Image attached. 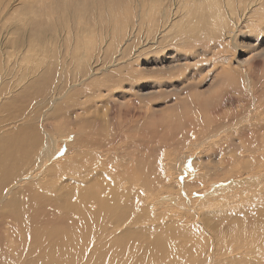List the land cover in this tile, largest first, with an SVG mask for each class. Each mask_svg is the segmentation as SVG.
I'll return each mask as SVG.
<instances>
[{
	"label": "bare ground",
	"instance_id": "obj_1",
	"mask_svg": "<svg viewBox=\"0 0 264 264\" xmlns=\"http://www.w3.org/2000/svg\"><path fill=\"white\" fill-rule=\"evenodd\" d=\"M232 2L183 0L180 4L187 8L177 22L171 0H147L148 11L139 3L136 12L147 13L148 21L135 22L159 38L179 24L186 32L205 30L216 40H230L239 29L240 0ZM111 4L0 0L6 17L0 32V264H264V98L251 85V71L241 73L249 97L238 95L239 113L222 109L223 97L229 105L238 100L227 95L230 89L215 92L217 103L211 106L201 94H191L149 120V107L126 109L120 128L144 130L125 143L126 149L137 146L127 157L116 136L107 144L98 142L94 132L87 137L84 129H94L97 122L86 118L85 111L75 118L85 126L57 137L47 123L69 105L66 101H80L78 94L91 76L100 82L92 87L96 97L112 93L110 85L103 88L110 69L117 61L135 58L143 46L136 43L141 29L120 11L115 14L117 7ZM69 23L74 31L67 29ZM55 50L60 58L53 56ZM225 63L229 68H222L221 80L233 83L237 70ZM63 64H68L64 78L29 108V89L38 90ZM122 76L130 82L129 74ZM87 95L82 94L84 100ZM200 98L203 107L197 109ZM162 131L168 136L156 146L169 150L155 158L148 149ZM148 133L149 142L143 138ZM64 137L70 140L60 154ZM188 149H200L203 156L190 155ZM225 149L239 152L216 161ZM182 165L191 166V181L177 180L185 173ZM180 187L200 196L180 197Z\"/></svg>",
	"mask_w": 264,
	"mask_h": 264
},
{
	"label": "rangeland",
	"instance_id": "obj_2",
	"mask_svg": "<svg viewBox=\"0 0 264 264\" xmlns=\"http://www.w3.org/2000/svg\"><path fill=\"white\" fill-rule=\"evenodd\" d=\"M21 1H24V0H21ZM60 1H64V0H60ZM121 1L122 2L118 3L117 0H116V2H115V0L114 1L112 0V4L110 6L116 5V6H114V7H117V8H115V12H114L115 14H118L119 13L118 11H120L121 12L120 16H122L123 19H125V18L127 20L129 19L128 22H130L131 24H133V22H134L133 25L138 26L141 29V32H140L141 34H139V36L140 35L141 36L137 40L136 43L139 42V44L143 45V46L138 50L139 52L137 51L138 54L135 58L132 59L129 57L130 59H127L126 63H124V62L122 63V60L117 61L116 64L113 65L114 68L112 66V68L110 69L113 72H115L114 69H116V71L118 72V73L117 72L113 73L110 71L111 73H113V74L110 73L112 78L110 76H108L107 80L104 82L105 84L103 83L106 86L103 88H108V86L110 85L111 90L113 89L112 93L110 92L108 95L110 97H108L106 95H104L103 97H100V98L96 97L97 92L93 91L92 87L95 88V86L100 84V82L97 79V77L91 76L90 78L86 79V81H85V83H87L88 85L86 84L82 88L83 89L82 91L84 93L81 92V94L80 93L78 94V97L79 96L81 97L80 101L69 99L70 97L67 98V99H69V101H66V102L67 103L69 102L68 103L69 105H71L70 102H72V100H73V102H72L73 107L69 106V105H67V106L64 105L63 110L62 111L59 110L61 112L60 113L61 115L56 114L53 116L54 118L50 117L48 119V122H47V123H49V122L52 123V125L54 126L53 130L55 132L57 131L56 137L62 133H66L67 131H69V129L74 131L76 128H77V130H79L78 128L85 126L87 124L85 121L78 122V119H75L78 116V113H82L85 111L86 112L85 113L86 118H93V119L96 118V120H98V121H96L94 119L95 122H97V125H95L94 129L93 128H91V129L86 128L84 130L87 131V129H88L87 133L83 132V131H81V132L86 133L87 137L89 135H91L90 132H94L93 135L95 136L97 141L102 142V143H106V144L109 140H111L112 136H116V138H118L119 142L116 140L115 143L116 144L119 143L122 146V154L121 155H123V157L124 156L127 157L129 152L132 153L135 149H137V146L134 147V145H132L126 149L124 146L125 143L127 141L133 139V137H135V138L139 137L142 134V132L144 131V130L141 131V129H139V128L130 130L131 127H127L125 125L122 126V128H120L121 122L124 118V113L126 112V109H128V108L134 109L132 111V112H134L136 109H139L141 107H142L141 109H146V107L147 108L149 107L148 109L150 111L152 110L151 114L147 118L149 120L150 117H155V116L158 117L159 114L166 112V110L168 108H170L171 106H173L174 103L176 101H178L179 99L180 100L182 99L183 101H185L184 98H187L191 94H196V95L201 94L203 99L206 100L207 105H208V103H210L209 106H211V105H214L217 103V101L214 100V99H217L215 92H219L220 90H225V92H226L228 89H230L228 91L227 95L231 96V97H235V98L237 97L236 100L237 99L238 100L236 101L235 104L229 105V103L227 104V102L224 101V99L226 97H223L222 98L223 99V104H222L223 108L222 109L225 112L227 111L226 114H228V113L232 114L233 112L236 113L237 110L239 113V111L241 110V107H239V96L245 97L246 99H248V97H249V93L247 91L246 92L243 91L244 89H246L247 85H246V82L244 80V77H241V73H243V71L246 72L247 70H248V75H250V73H252L250 75L249 79H250L251 85L253 86V89L257 90L258 94H262V96H260L261 98H264L263 97L264 96V91H263L264 87L262 86V84H264V80H263L264 79V53H263L264 52V0H257V1L256 0H254V1L253 0H240V2H239V4H240L239 5V26L237 27L239 29H236V30H238V33L236 34L235 37H233L230 40H227V39H224V40L217 39L216 40L215 38L211 37L205 30H201V31H195L194 30L195 33L192 30H189V32H186L185 31L186 29H182L179 24H176L177 25L176 29H171V28L167 29V31L165 32L164 38H162V37L159 38L158 36L155 37L154 34H151V33L148 34V32H147L148 27H146L144 25L149 19L148 14L143 12V11H146V12L148 11V4H145V2L147 0H145V1L144 0H140V1H138V0H133V1L132 0H121ZM181 1H183V0H177L178 3H176V5H175L174 3H172L173 1L171 0V4L173 7V13L176 11V14H175L176 18L174 21H177V22H178V19L180 18V14L182 13V9L187 8L185 4H180ZM221 1L222 0H219V2H221ZM224 1L226 3V0H224ZM246 1L248 2L247 5L245 4ZM167 2L170 4V0L169 1L167 0ZM139 3L143 4V6H145V7L141 8V9H143V11H142L143 13L140 11L136 12L138 10L139 5H140ZM233 3H234V0L231 4H233ZM119 5H120V7H119ZM181 5H182V7H181ZM245 5L248 7V9L245 8ZM249 5L251 6V8H249L250 7ZM222 6H224V5H222ZM121 7H122V9H121ZM146 8H147V10H146ZM94 14H97V12L96 13L94 12ZM138 14L139 15L144 14V16L141 15L142 16L140 19L141 21H138V19H137L138 17H136V16H138ZM128 15H130V17ZM5 18L6 17H4V13H2V11H1V13H0V23H1L0 29H2L1 25H2V23L5 22ZM135 21L136 22H142L143 21L144 24H142L143 26L141 25V27H140L138 25V23H136ZM73 25H74L73 23H69L66 27H67V29L70 28L74 31L75 28H73L74 27ZM104 26H105V24H104ZM3 30L4 29H2V31H0L1 34H2V32H4ZM142 30H143V32H142ZM179 30H181V31H179ZM182 31H184L185 33ZM95 32H96V30H95ZM178 33L181 35H179ZM85 34H86V37L84 36ZM87 34L88 33L85 32V33H83V36L85 38H90L89 37L90 35L88 34V37H87ZM205 35H206V37H205ZM153 37H155V39H157V38L158 39L154 43H150L153 40ZM80 38H82V37H80ZM140 42H142V43H140ZM52 43L54 44V46H57L56 42H52ZM136 46H138V45L136 44ZM131 49H133V48H131ZM53 53H54L53 56L55 58H60V57H58V55H59L58 51L55 50ZM218 53H219V55H218ZM76 54H79V52H77ZM259 54L261 56H257ZM61 59H64V57ZM225 62H229L231 67L234 65L233 68L235 70H237V71H235L236 72L235 76L237 74L238 75L235 77L233 83L225 82L224 80H221L222 75H220V73H221L222 68L226 69L227 66L229 68L228 63H225ZM248 63H249V65H248ZM256 63H258V64H256ZM65 65H68V64H63L61 66V68L56 67L54 69V72L52 71L48 75L47 79L41 83L40 87H38V90L40 89L41 91L40 90L35 91V88H33V91L35 92L34 93L31 91V89H29L28 97L31 99V100L29 99V108L31 107L34 109L36 107L35 104L38 101V98H40L39 96H41L43 94V91H46L48 89L50 90L51 87H55L58 84L59 80L61 81L64 78L63 72L65 69L64 68ZM61 72H62V74H61ZM68 72L69 71H67V74H68ZM56 73H58V74H56ZM128 74H129V76H131L130 74L134 75V76L132 75L130 77L131 78L130 82H128L129 80H126L124 78H122V80H121L122 75L124 77L126 75L127 76L126 78H128L129 77ZM66 77H67V75H66ZM138 77H139V79H138ZM251 77H252V79H251ZM110 78L113 80L111 81ZM108 79L110 82H108ZM68 80H71V79H68ZM92 80L94 81V83L96 82L98 84H96V83L92 84L93 83ZM109 83H111V84H109ZM133 84H134V87H133ZM46 85L48 88H46ZM242 86H243V88H242ZM129 87H131V89ZM262 87H263V89H262ZM1 88H4V86H1ZM38 92H39V94H37ZM120 92H122V93H120ZM184 92H186V93H184ZM82 94H90V95H87L85 97L86 102L83 99ZM36 95H38V96H36ZM224 96H226V95H224ZM35 98L37 100H35ZM207 98H208V100H207ZM83 100H84V102H83ZM77 101H79L80 103H78ZM198 101H199V104H197V106H195V108H197V109L203 107V106H200L202 103V98L197 100V102ZM81 102H83V105L81 104ZM78 105H80V107H77ZM183 105H186V107L188 108V104H183ZM74 106L76 107L75 110H74ZM144 106H146V107L144 108ZM192 107L189 110H191ZM217 107L218 106L210 107V109H215ZM236 108H237V110H236ZM239 108H240V110H239ZM69 110H71V111H69ZM72 111L74 113L75 112L76 113L73 114ZM114 113H115V115H114ZM119 114L121 116H118ZM58 115H60V116H58ZM129 119H131V116ZM71 121H73V122H71ZM69 123H71V124H69ZM147 124L148 123H146V125ZM145 130H146V128H145ZM151 135H152L151 133H148L146 136L143 137L144 140L149 142ZM167 136L168 135H167L166 131H162L159 137H157V136L152 137V140H154V141L151 142V146H155V147H149L148 150H152L153 153L155 152V155H152L153 157L156 158V156H163L164 153H166L167 150H169L168 148H165V146H163V147L156 146L158 143H160L159 146H161V143H164V141L166 140L165 138ZM237 137L234 136L235 139H237ZM64 139H65V137H64ZM69 140H70V138L69 139L66 138L65 141L63 140L59 143L60 154H63L64 143L68 142ZM155 141L157 143H155ZM222 142H224V140H222ZM111 146H113V145H111ZM169 147L176 149L173 146H169ZM151 148H153L154 150ZM178 150H180V149L178 148ZM225 151H226V149L223 152L218 153V155L216 157V161L219 159L221 160L222 158L231 157L232 154L239 152L237 150H236V152H234V151L225 152ZM114 152H116V151H111L110 153H114ZM142 152H144V151L142 150ZM185 152L190 154V155L200 154L203 156V153H201L200 149L197 151L188 149ZM124 159L125 160L123 162L125 164L128 160L126 158H124ZM210 162H211V165H214L213 161H210ZM218 162H220V161H218ZM218 162H216V163L218 164ZM111 165L112 164H110V166ZM189 167H191V166L190 165H188V166L182 165L183 171L185 173L182 176V178H180V179L177 178L178 181H180L182 179H183V181L184 180L191 181V179L194 176L190 175L191 170H189ZM196 168H200V167L196 166ZM114 174L115 173H113L112 175H114ZM182 190H183V188L180 187L177 191L179 193L180 197L190 196L188 193H185L186 192L185 190H183L185 192H181ZM180 192L183 194H180ZM198 196H200V193L197 191H193L190 197L195 199V198H198ZM188 199H189V197H188ZM187 202H189V201H187Z\"/></svg>",
	"mask_w": 264,
	"mask_h": 264
}]
</instances>
